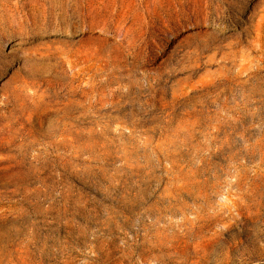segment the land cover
<instances>
[{"label":"rangeland","instance_id":"1","mask_svg":"<svg viewBox=\"0 0 264 264\" xmlns=\"http://www.w3.org/2000/svg\"><path fill=\"white\" fill-rule=\"evenodd\" d=\"M0 264H264V0H0Z\"/></svg>","mask_w":264,"mask_h":264},{"label":"bare ground","instance_id":"2","mask_svg":"<svg viewBox=\"0 0 264 264\" xmlns=\"http://www.w3.org/2000/svg\"><path fill=\"white\" fill-rule=\"evenodd\" d=\"M1 21H2V20H1ZM5 23H6V22H5ZM1 25H2V24H1ZM5 27H6V26H5ZM13 27H16V26H13ZM13 27H12V28H13ZM6 30L8 31V29H6ZM11 30H12V29H11ZM20 30H21V29H20ZM12 32H13V31H12ZM12 32H11V33H12ZM19 32H20V31H19ZM89 84H90V83L88 82L87 85H89ZM38 158L41 159L39 156H38ZM39 159H38V160H39Z\"/></svg>","mask_w":264,"mask_h":264}]
</instances>
